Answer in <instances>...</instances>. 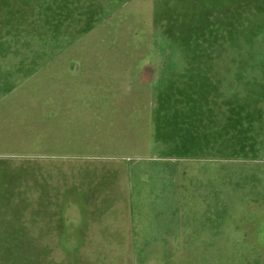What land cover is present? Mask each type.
Wrapping results in <instances>:
<instances>
[{
	"label": "rangeland",
	"instance_id": "374dc122",
	"mask_svg": "<svg viewBox=\"0 0 264 264\" xmlns=\"http://www.w3.org/2000/svg\"><path fill=\"white\" fill-rule=\"evenodd\" d=\"M47 7L0 0V264H264V158L177 174L174 104L155 110L166 78L112 62L174 55L171 32L143 47L141 19L117 14L62 47ZM55 55L70 62L51 67ZM182 202L183 215L204 210L198 233L155 238Z\"/></svg>",
	"mask_w": 264,
	"mask_h": 264
},
{
	"label": "crops",
	"instance_id": "0c3cea01",
	"mask_svg": "<svg viewBox=\"0 0 264 264\" xmlns=\"http://www.w3.org/2000/svg\"><path fill=\"white\" fill-rule=\"evenodd\" d=\"M132 1L48 0V15H57L49 18V44L54 40L62 47L71 46L70 36L73 41L78 40L98 24L109 20L118 23L113 19L117 14L136 15L141 19L148 32L143 47L150 44L153 32H171L175 42L174 55L157 58L147 55L137 62L119 59L112 62L136 63L135 73L147 76V84L166 78L161 85L164 90H159L161 97L155 110L162 118V111L168 110L171 102L174 104V118L165 125L174 138L176 162H182L176 163V173L200 175L207 173L206 169L214 168L210 163L217 162L224 168L233 162L262 160L264 0H138V7L133 11ZM71 13L80 16V23L72 30L67 27V17ZM61 56L55 55L48 60L50 66L54 62H70L66 57L62 60ZM85 59L80 61L91 63ZM129 94L138 93L130 89ZM200 162L204 163L201 165ZM192 185L195 184H189ZM183 186L180 182L176 190L180 193ZM209 190L204 187L203 192ZM203 192L191 196L200 207L209 205L206 202L209 196ZM174 205L178 209L172 212L169 224H163L161 220L163 234L155 235V238H193L198 233V216H202L204 210L183 215L184 210H179L184 206L183 202ZM188 224L192 227L186 228ZM174 231L181 234H174Z\"/></svg>",
	"mask_w": 264,
	"mask_h": 264
}]
</instances>
